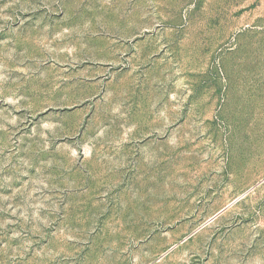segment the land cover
<instances>
[{"label": "rangeland", "instance_id": "374dc122", "mask_svg": "<svg viewBox=\"0 0 264 264\" xmlns=\"http://www.w3.org/2000/svg\"><path fill=\"white\" fill-rule=\"evenodd\" d=\"M0 264H264V0H0Z\"/></svg>", "mask_w": 264, "mask_h": 264}, {"label": "bare ground", "instance_id": "6f19581e", "mask_svg": "<svg viewBox=\"0 0 264 264\" xmlns=\"http://www.w3.org/2000/svg\"><path fill=\"white\" fill-rule=\"evenodd\" d=\"M213 217L210 218V220H212Z\"/></svg>", "mask_w": 264, "mask_h": 264}]
</instances>
